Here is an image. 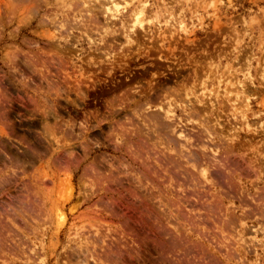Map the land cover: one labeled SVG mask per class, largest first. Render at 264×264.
<instances>
[{"label":"rangeland","instance_id":"1","mask_svg":"<svg viewBox=\"0 0 264 264\" xmlns=\"http://www.w3.org/2000/svg\"><path fill=\"white\" fill-rule=\"evenodd\" d=\"M0 264H264V0H0Z\"/></svg>","mask_w":264,"mask_h":264},{"label":"bare ground","instance_id":"2","mask_svg":"<svg viewBox=\"0 0 264 264\" xmlns=\"http://www.w3.org/2000/svg\"><path fill=\"white\" fill-rule=\"evenodd\" d=\"M145 11V9L141 6V8H140V6L138 7V9L137 10H135V12H134V14H133V16H139L140 14H142L143 12ZM107 12V11H106ZM164 260V259H163ZM168 261V260H167ZM171 263V262H170Z\"/></svg>","mask_w":264,"mask_h":264}]
</instances>
